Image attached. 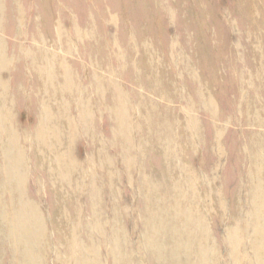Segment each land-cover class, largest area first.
<instances>
[{
    "label": "rangeland",
    "instance_id": "obj_1",
    "mask_svg": "<svg viewBox=\"0 0 264 264\" xmlns=\"http://www.w3.org/2000/svg\"><path fill=\"white\" fill-rule=\"evenodd\" d=\"M239 1L0 0V264H264V16Z\"/></svg>",
    "mask_w": 264,
    "mask_h": 264
},
{
    "label": "bare ground",
    "instance_id": "obj_2",
    "mask_svg": "<svg viewBox=\"0 0 264 264\" xmlns=\"http://www.w3.org/2000/svg\"><path fill=\"white\" fill-rule=\"evenodd\" d=\"M236 1H237V0H236ZM240 1H241V0H240ZM240 1H239V2H240ZM259 1H260V8L258 7V9H260L259 11H261V12H259V13H261L262 16H264V0H259ZM257 2H258V1H257ZM250 4H251V10L256 9V8H255V7H256V1H255V0H250ZM1 9L3 10V8H1ZM208 10H209V9H208ZM235 11H236V10H235ZM253 15H254V14H253ZM254 17H256V16L254 15ZM251 18H253V17H251ZM261 18L264 19L263 17H261ZM256 19H257V18H256ZM252 20H254V19H252ZM256 21H257V20H256ZM256 21L253 22V23H258V24H259V21H257V22H256ZM251 23H252V22H251ZM258 24L256 25L257 28H258V26L260 25V24H259V25H258ZM261 24H262V25H260V26H263L264 23H261ZM248 25H250V24H248ZM248 25H247V26H248ZM253 25H254V24H253ZM253 25H252V26H253ZM250 26H251V25H250ZM254 26H255V25H254ZM247 28H248V27H247ZM252 28H253V27H252ZM89 29H90V27H89ZM260 29H261V28H260ZM252 30H253V29H252ZM257 30H259V29H257ZM263 30H264V29H263ZM263 30L261 29V31H263ZM88 31H89V30H88ZM90 31H91V30H90ZM261 31H260V32H261ZM77 33H79V32H77ZM263 33H264V32H262V34H263ZM86 34H87V33H86ZM256 34H257V31H256ZM261 38H264V36L261 37ZM252 39H253V41H254V38H252ZM0 42H1V41H0ZM263 42H264V41H263ZM1 43H2V42H1ZM260 44H261V43H260ZM263 44H264V43H263ZM1 45H2V44H1ZM2 46H3V45H2ZM261 46H262V45H261ZM259 50H260V49H259ZM259 54H260V53H259ZM35 55H36V54H35ZM39 55L41 56V57L39 56L40 59L44 56V54L41 55V52L39 53ZM246 55H247V54H246ZM257 55H258V54H257ZM45 56H46V58H47V55H46V54H45ZM251 56H252V55H251ZM259 56H260V55H258L257 57H259ZM34 59H35V58H34ZM34 59H33V61H34ZM42 59H43V58H42ZM0 60H1V59H0ZM247 60H248V59H247ZM250 60H251V59H250ZM33 61H32V62H33ZM255 61H256V59H255ZM2 62H3V61H2ZM44 62H45V61H44ZM256 62H257V61H256ZM36 63H37V62H36ZM3 64H5V62H3ZM33 64H34V63H33ZM45 64H46V62H45ZM40 65H41V64H40ZM36 66H37V65H36ZM255 66H257V65H255ZM51 80H52V79H51ZM258 80H259V79H258ZM227 86H228V85H227ZM1 88H2V87H1ZM1 88H0V90H1ZM3 89H4V88H3ZM42 90H43V86H42ZM49 90H51V89H49ZM62 90H63V89H62ZM114 90H115V89H114ZM1 91H2V90H1ZM36 91H37V90H36ZM60 91H61V90H60ZM51 92H53V91L51 90ZM158 92H159V91H158ZM39 93H40V92H39ZM62 93H64V92L62 91ZM1 94H2V93H1ZM158 94H159V93H158ZM51 97H52V96H51ZM116 97H117V96H116ZM51 99H52V98H50V101H51ZM48 100H49V99H48ZM52 101H53V99H52ZM65 101H66V99H65ZM67 101H68V100H67ZM40 103H41V102H40ZM57 103H58V101H57ZM43 105H44V104H43ZM44 106H45V105H44ZM124 106H125V105H124ZM42 109H43V108H42ZM43 110H44V109H43ZM120 111H121V110H120ZM123 111H124V110H123ZM44 112H46V110H45ZM44 112H43V113H44ZM63 112H64V111H63ZM51 114H52V113H51ZM56 114H58V113H56ZM56 114H55V115H56ZM60 114H61V113H59V115H60ZM63 114H66V112H65V113H62V115H63ZM47 115H49V114H47ZM47 115H46V116H47ZM52 115H53V114H52ZM48 117H49V116H47L46 119H47ZM62 117L65 118V117H67V116H66V115H65V116L63 115ZM49 118H50V117H49ZM54 118H55V117H54ZM56 118H60V117H56ZM56 118H55V119H56ZM3 119H4V118H3ZM51 121H52V120H51ZM54 121H55V120H54ZM2 122H4V120H3ZM2 122H1V123H2ZM5 122H6V121H5ZM7 123H8V122H7ZM52 123H53V122H52ZM52 123H51V124H52ZM66 123H67V122H66ZM7 128H8V127H7ZM41 128H42V127H41ZM60 128H61V127H60ZM63 128H64V127H63ZM123 128H124V127H123ZM10 129H11V128H10ZM66 129H67V128H66ZM116 129H117V128H116ZM57 130H58V129H57ZM119 130H120V129H119ZM12 131H13V130H12ZM52 131H53V130H52ZM60 131H61V129H60ZM64 131H65V130H64ZM9 132H10V131H9ZM38 132H39V131H38ZM38 132H37V134H38ZM53 132H54V131H53ZM56 132H57V131H56ZM51 133H52V132H51ZM60 133H61V132H60ZM39 135H40V133H39ZM52 135H53V134H52ZM52 135H51V136H52ZM61 135H62V134H61ZM64 135H65V134H64ZM64 135H63V136H64ZM0 136H1V135H0ZM40 136H41V135H40ZM49 136H50V135H49ZM1 137H2V136H1ZM43 137H44V136H43ZM43 137H41V138L44 139L45 137H44V138H43ZM55 137H56V135H55ZM58 137H59V134H58ZM4 138H5V137H4ZM39 138H40V137H39ZM126 139H127V138H126ZM0 140H1V138H0ZM6 140H8V138H7ZM9 140H11V139L9 138ZM12 140H13V139H12ZM37 140H39V139H37ZM57 140H59V142H61V141L63 142V140H60V139H57ZM13 142H14V141H13ZM13 142H11V143L13 144ZM59 142H57V143L60 144ZM130 142H131V141H130ZM2 144H4V143H2ZM12 144H10V145L12 146ZM58 144H57V145H58ZM37 145H38V144H36V146H37ZM41 145H42V144H41ZM3 146H4V145H3ZM11 146H10V147H11ZM5 147H6V145H5ZM5 147H4V148H5ZM55 147H56V146H55ZM58 147H59V145H58ZM58 147H57L56 150H58ZM39 148H40V147H39ZM64 148H65V147H64ZM59 149L61 150V148H59ZM3 150H4V149H3ZM35 150H37V149H35ZM35 150H34V151H35ZM42 150H43V149H42ZM63 150H64V149H63ZM1 151H2V149H1ZM11 152H12V151H11ZM40 152H41V151H40ZM53 152H54V150H53ZM0 153H1V152H0ZM1 154H2V153H1ZM39 154H40V153H39ZM51 154H52V153H51ZM54 154H55V153H54ZM56 154H57V155H60V154H58V152H56ZM61 154H63V151H62ZM41 155H42V157H43V154H41ZM66 155H67V153H66ZM9 156H10V155H9ZM11 156H12V155H11ZM13 156H14V154H13ZM1 157H2V156H1ZM6 157H7V156H6ZM40 157H41V156H40ZM42 157H41V158H42ZM54 157H56V156H54ZM65 157L68 159V156H65ZM11 158H12V157H11ZM15 158H16V156L14 157V159H15ZM47 158H48V157H47ZM63 158H64V157H63ZM2 159H3V158H2ZM42 159L44 160V158H42ZM61 159H62V158H61ZM55 160L57 161V160H59V158H58V159H55ZM63 160H64V159H63ZM7 161H9V160H7ZM35 161H37V160H36V157H35ZM35 161H34V162H35ZM46 161H47V160H46ZM65 161H67V160H65ZM1 162H2V161H1ZM20 162L22 163L21 160H20ZM60 162H61V160H60ZM11 163H12V161H11ZM46 163H47V162H46ZM57 163H59V161H57ZM1 164H2V163H0V165H1ZM4 164H5V161H4L3 165H4ZM13 164H14V163H13ZM40 164H41V163H40ZM40 164H39V165H40ZM14 165H15V164H14ZM19 165H20V164H19ZM35 165H36V164H35ZM43 165H44V164H43ZM54 165H56V164H55V161H54ZM65 165L69 166L66 162H65ZM4 166H5V165H4ZM8 166H9V164H8ZM50 166H51V165H50ZM50 166H49V167H50ZM61 166H62V164H61ZM9 167H10V166H9ZM18 167H19V166H18ZM39 167H40V166H39ZM49 167L47 166V168H49ZM54 167H55V166H54ZM56 167H57V166H56ZM0 168H1V167H0ZM2 168H3V167H2ZM11 168H12V167H11ZM11 168H10V171H11ZM42 168H44V166H42ZM42 168H41V169H42ZM57 168H58V167H57ZM62 168H63V167H62ZM252 168H253V167H252ZM252 168H251V169H252ZM16 169H18V168H16ZM35 169H36V168H35ZM37 169H39V168H37ZM44 169H45V168H44ZM51 169H52V168H51ZM51 169H50V170H51ZM53 169H54V168H53ZM53 169H52V170H53ZM55 169H56V168H55ZM63 169H65V167H64ZM66 169L71 170V169H70V166H69V168H66ZM2 170H3V169H2ZM12 170H13V169H12ZM14 170H15V169H14ZM69 170H68V171H69ZM253 170H254V169H253ZM15 171H16V170H15ZM47 171H48V170H47ZM55 171H56V170H55ZM55 171H54V172H55ZM68 171H67V172H68ZM11 172H12V171H11ZM16 172H17V171H16ZM57 172H59V171H57ZM71 172H72V171H71ZM251 172H252V171H251ZM49 173H50V172H49ZM62 173H63V172H62ZM62 173H61V174H62ZM64 173H65V172H64ZM0 174H1V173H0ZM3 174H5V173H3ZM61 174H60V175H61ZM12 175H13V174H12ZM51 175H53V173H51ZM55 175H56V173H55ZM62 175H63V174H62ZM69 175H70V174H69ZM69 175H68V176H69ZM10 176H11V175H10ZM15 176H16V175H15ZM53 176H54V175H53ZM56 176H57V175H56ZM70 176H71V175H70ZM63 177H64V176H63ZM14 178H15V177H14ZM55 178H57V177H55ZM68 178H69V177H68ZM254 178H255V176H254ZM58 179H59V178H58ZM61 179H62V178H61ZM257 179H258V178H257ZM14 180H15V179H14ZM0 181L2 182V180H0ZM55 181H56V179H55ZM247 181H248V180H247ZM247 181H246V182H247ZM254 181H255V180H254ZM4 182H5V184H6L5 179H4ZM249 182H250V180H249ZM249 182H248V183H249ZM257 182H258V181H257ZM191 183H192V182H191ZM262 183H263V182H262ZM58 184L60 185V183H58ZM192 184H193V183H192ZM263 184H264V183H263ZM263 184H262V185H263ZM10 185H11V184H10ZM59 185H58V186H59ZM184 185H185V184H184ZM55 186H56V185H55ZM61 186H62V185H61ZM191 186H192V185H191ZM192 187H193V186H192ZM0 188H1V187H0ZM60 188H61V187H60ZM63 188H64V187H63ZM194 188H195V187H194ZM1 189H2V191H3V188H1ZM7 189H8V188H7ZM9 189H10V188H9ZM17 189H18V187H17ZM191 189H192V188H191ZM191 189H190V190H191ZM258 189H259V188H258ZM263 189H264V187H263ZM52 190H54V189H52ZM58 190H60V189H58ZM62 190H64V189H62ZM60 191H61V190H60ZM191 191H193V190H191ZM7 192H8V191H7ZM249 192H250V191H249ZM258 192H259V191H258ZM0 193L2 194V192H0ZM11 193H12V192H11ZM15 193H16V192H15ZM177 193H178V192H177ZM191 193H192V192H191ZM9 194H10V193H9ZM178 194H179V193H178ZM180 194H181V193H180ZM192 194H194V191H193ZM2 195H3V194H2ZM14 195H17V193L14 194ZM18 195H19V194H18ZM250 195H252V194H250ZM258 195H259V194H258ZM4 196H5V195H4ZM9 196H10V195H9ZM177 196H178V195H177ZM179 196H180V195H179ZM192 196H193V195H192ZM254 196H255V193H254ZM7 197H8V196H7ZM7 197H6V198H7ZM12 197H13V196H12ZM12 197H11V198H12ZM17 197H18V196H17ZM182 197H184V195H183ZM0 198H2V197H0ZM3 198H4V197H3ZM11 198H10V200L12 201ZM191 198H192V197H191ZM195 198H196V197H195ZM13 199H14V197H13ZM157 199H158V198H157ZM176 199H178V200L180 199V200H181V196L178 197V198H176ZM6 200H8V199H6ZM165 200H166V199H165ZM4 201H5V200H4ZM11 201H10V202H11ZM155 201H156V200H155ZM157 201H158V200H157ZM157 201H156V202H157ZM163 201H164V199H163ZM188 201H189V200H188ZM250 201H251V200H250ZM253 201H254V200H253ZM7 202H9V201H7ZM7 202H5V203L7 204ZM16 202H17V201H16ZM153 202H154V201H153ZM175 202H179V201H175ZM189 202H190V201H189ZM258 202H259V201H258ZM17 203H18V202H17ZM60 203H62V200L60 201ZM158 203L161 204V201H160V202L158 201ZM163 203L165 204V201H164ZM192 203H194V202H192ZM196 203H198V202H196ZM6 204H5V205H6ZM65 204H66V203H65ZM67 204H68V203H67ZM153 204H154V203H153ZM155 204H156V203H155ZM164 204H163V205H164ZM260 204H261V203H260ZM9 205H10V204H9ZM55 205H56V204H55ZM63 205H64V202H63ZM166 205H167V204H165L164 207H166ZM180 205H181V204H180ZM180 205H179V206H180ZM194 205H195V204H194ZM14 206H15V205H14ZM19 206H20V205H19ZM58 206H59V205H58ZM159 206H160V205H159ZM170 206H172V204H170ZM179 206H178V207H179ZM184 206H185V204H184ZM196 206H197V205H196ZM258 206H260V205H258ZM6 207H7V206H6ZM11 207H12V206H11ZM20 207H21V206H20ZM64 207H65V206H64ZM153 207H154V209H155V211H156L158 206H157V207H156V206H153ZM153 207H152V208H153ZM155 207H156V208H155ZM176 207H177V206H176ZM180 207H181V206H180ZM187 207H188V206H187ZM191 207H192V206H191ZM191 207H189V208H191ZM199 207H201V206L199 205ZM237 207H239V206H237ZM0 208H1V206H0ZM61 208H62V207H61ZM170 208H171V207H170ZM173 208H174V206H173ZM173 208H172V210H173ZM189 208H188V210H189ZM241 208H242V207H241ZM250 208H252V207L250 206ZM250 208H249V209H250ZM178 209H179V208H178ZM200 209H201V208H200ZM200 209H199V211H202V209H201V210H200ZM255 209H256V208H255ZM258 209H259V208H258ZM263 209H264V208H263ZM3 210H5V208H4ZM24 210H26V208H25ZM37 210H38V209H36V211H37ZM63 210H64V209H63ZM161 210H162V208H161ZM175 210H176V208H175ZM175 210H174V212H175ZM185 210H186V209H185ZM193 210H194V209H193ZM195 210H196V209H195ZM195 210H194V211H195ZM197 210H198V209H197ZM197 210H196V211H197ZM240 210H241V209H240ZM252 210H253V209H252ZM5 211H6V210H5ZM7 211H9V210H7ZM11 211H12V209H11ZM66 211H67V210H66ZM155 211H154V212H155ZM158 211H160V210H158ZM158 211H157V212H158ZM167 211H168V208H167ZM190 211H192V209H191ZM199 211H198V213H199ZM253 211H254V210H253ZM262 211H263V210H262ZM21 212H23V211H22V207H21ZM61 212H62V211H61ZM63 212H64V211H63ZM63 212H62V214H63ZM67 212H68V211H67ZM172 212H173V211H172ZM182 212H183V208H182ZM182 212H181V213H182ZM192 212H193V211H192ZM192 212H190V213H192ZM244 212H245V211H244ZM246 212H247V211H246ZM251 212H252V211H251ZM254 212H255V211H254ZM256 212H257V211H256ZM6 213H7V212H6ZM8 213H9V212H8ZM40 213H41V212H40ZM161 213H162V212H161ZM161 213L159 212V214H161ZM168 213H169V212H168ZM177 213H178V212H177ZM201 213H202V212H201ZM201 213H200V214H201ZM248 213H249V211H248ZM248 213H247V214H248ZM3 214H5V213L3 212ZM3 214H2V215H3ZM27 214H29V213H27ZM153 214H154V216H155V213H153ZM153 214H152V216H151V213H150V214H149V215H150L149 217H150V218H151V217H152V218H155V217H153ZM156 214H157V213H156ZM162 214H163L162 216H165L166 213H165V214L162 213ZM188 214H189V211H188ZM188 214H187V215H188ZM204 214H205V213H204ZM238 214H239V213L237 212V215H238ZM252 214H253V213H252ZM262 214H263V213H262ZM23 215H24V213H23ZM25 215H26V214H25ZM39 215H40V214H39ZM64 215H65V214H64ZM167 215H168V214H167ZM170 215H171V214H170ZM174 215L177 216L176 213H174ZM178 215H179V214H178ZM201 215H203V214H201ZM245 215H246V214H245ZM59 216H60V215L58 214V218H59ZM62 216H63V215H62ZM158 216H159V215H158ZM175 216H174V217H175ZM180 216H181V215H180ZM180 216H179V217H180ZM182 216H183V215H182ZM198 216H199V215H198ZM239 216H240V215H239ZM260 216H261V215H260ZM5 217H6V216H5ZM24 217H26V216H23V218H24ZM29 217H30V215H29ZM37 217H38V214H37ZM60 217H61V216H60ZM64 217H66V216H64ZM68 217H69V216H68ZM71 217H72V216H71ZM187 217H188V216H187ZM187 217H184V216H183V218H187ZM190 217H191V216H189V218H190ZM196 217H197V215H196ZM246 217H247V216H246ZM263 217H264V216H263ZM16 218H17V216H16ZM16 218L14 217L15 220H17ZM40 218H41V217H40ZM69 218H70V217H69ZM69 218H67V219H69ZM164 218H165V217H164ZM189 218H188V219H189ZM197 218H198V217H197ZM199 218H200V217H199ZM201 218H202V216H201ZM259 218H260V217H259ZM14 219H13V220H14ZM37 219H38V218H37ZM160 219H161V218H160ZM173 219H174V218H173ZM175 219H176V217H175ZM194 219H195V218H194ZM204 219H205V218H204ZM206 219H207V218H206ZM246 219H247V218H246ZM254 219H255V216H254ZM5 220H6V219H5ZM38 220H39V219H38ZM56 220H57V219H56ZM60 220H61V219H60ZM60 220H59V221H60ZM70 220H73V218L70 219ZM146 220H147V219H146ZM146 220H145V221H146ZM149 220H150V219H149ZM151 220H152V219H151ZM151 220H150V221H151ZM154 220H155V219H154ZM171 220H172V218H171ZM184 220H185V219H184ZM189 220H190V219H189ZM236 220H237V218H236ZM238 220H239V219H238ZM247 220H248V219H247ZM249 220H250L249 223H250V222H253L251 219H249ZM260 220H261V219H260ZM0 221H1V220H0ZM19 221H20V220H19ZM23 221H24V220H23ZM41 221H42V220H41ZM157 221H159V219H158ZM165 221H166V220H165ZM176 221H178V220H176ZM204 221H205V220H204ZM242 221H243V220H242ZM255 221H256V220H254V222H255ZM4 222H5V221H4ZM4 222H3V223H4ZM16 222H17V221H16ZM24 222H25V221H24ZM74 222H75V224H76V221H74ZM151 222H154V221H151ZM159 222H160V221H159ZM159 222H158V223H159ZM168 222H169V221H167L166 223H168ZM173 222H175V220H174ZM173 222H171V223H173ZM183 222H184V221H183ZM188 222H189V221H187V223H188ZM194 222H195V221H194ZM194 222H193V223H194ZM205 222H206V221H205ZM235 222H236V221H235ZM239 222H240V221H239ZM239 222H238V223H239ZM258 222H260V221H258ZM5 223H6V222H5ZM40 223H41V222H40ZM147 223H148V222H146V224H147ZM154 223H156V222H154ZM161 223H162V222H161ZM169 223H170V222H169ZM171 223H170V225H171ZM185 223H186V220H185ZM189 223H190V222H189ZM191 223H192V221H191ZM193 223L191 224L192 226H190V228H191V227H194V226H193ZM197 223H198V222H197ZM199 223H200V222H199ZM255 223H256V222H255ZM41 224H42V223H41ZM71 224H72V223H71ZM71 224H70V225H71ZM150 224H151V223H150ZM178 224H179V223H178ZM182 224H183V223H182ZM203 224H204V223H203ZM239 224H241V223H239ZM15 225H16V224H15ZM27 225H28V222H27ZM37 225H38V224H37ZM67 225H68V224H67ZM70 225H69V227L72 226V225H71V226H70ZM151 225H152V224H151ZM154 225H155V224H154ZM167 225H169V224H167ZM167 225H165V226H167ZM180 225H181V224H180ZM183 225L186 226L185 224H183ZM195 225H196V224H195ZM199 225H200V224H199ZM201 225H202V224H201ZM257 225H259V224H257ZM2 226H3V225H2ZM13 226H14V225H13ZM25 226H26V225H25ZM25 226H24V227H25ZM32 226H33V225H32ZM40 226H41V225H40ZM54 226H55V225H54ZM58 226H59V224H58ZM145 226H146V225H145ZM147 226H148V225H147ZM161 226H162V224H161ZM161 226H160V228H161ZM165 226H164V227H165ZM176 226H177V224H176ZM252 226H254L253 223H252ZM17 227H18V226H17ZM60 227H61V226H60ZM67 227H68V226H67ZM152 227H153V226H152ZM164 227H163V230L169 229V228H166V229H165ZM171 227H172V226H171ZM196 227H197V226H196ZM202 227H203V226H202ZM206 227H207V226H206ZM249 227H250V226H249ZM256 227L258 228V226H256ZM260 227H262V226L260 225ZM3 228H5V227H3ZM29 228H30V227H29ZM145 228H147V227H145ZM180 228H181V227H180ZM180 228H179V229H180ZM184 228H185V227H184ZM190 228H189V229H190ZM197 228H198V227H197ZM200 228H201V227H200ZM200 228H199L198 230H200ZM246 228H247V226H246ZM15 229H17V228H15ZM19 229H20V228H19ZM27 229H28V227H27ZM156 229H157V228H156ZM191 229H193V228H191ZM206 229H207V228H206ZM237 229H238V226H237ZM248 229H249V228H248ZM248 229H247V230H248ZM252 229H253V228H252ZM255 229H256V228H255ZM255 229H253L252 231H255ZM259 229H260V228H259ZM0 230H1V229H0ZM20 230H22V229H20ZM39 230H40V229H39ZM65 230H66V229H65ZM67 230H68V229H67ZM67 230H66L65 232H68ZM69 230H71V229H69ZM147 230H148V228H147ZM198 230H197V231H198ZM204 230H205V227H204ZM228 230H229V229H228ZM234 230H235V229H234ZM234 230H233V231H234ZM245 230H246V229H245ZM245 230H244V231H245ZM247 230H246V231H247ZM2 231H3V230H2ZM5 231H6V230H5ZM59 231H60V229H59ZM73 231H74V230H73ZM148 231H149V230H148ZM150 231H151V230H150ZM152 231H153V230H152ZM152 231H151V232H152ZM157 231H158V229H157ZM157 231H156V232H157ZM160 231H161V230H160ZM181 231H182V228H181ZM184 231H185V230H184ZM184 231H183V232H184ZM241 231H242V230H241ZM241 231H240V235H241ZM260 231H261V230H260ZM6 232H7V231H6ZM20 232H21V231H20ZM34 232H35V231H34ZM70 232H71V231H70ZM74 232H75V231H74ZM76 232H77V231H76ZM76 232H75V234H76ZM144 232H145V231H144ZM146 232H147V231H146ZM164 232H165V231H164ZM173 232H175V231H173ZM185 232H186V231H185ZM198 232H199V231H198ZM207 232H208V229H207ZM258 232H259V231H257V233H254V234L257 235ZM263 232H264V231H263ZM3 233H4V232H3ZM13 233H14V231L12 232V234H13ZM17 233H18V231H17ZM17 233H15V234L17 235ZM22 233H24L23 230H22ZM30 233H31V232H30ZM154 233H155V232H154ZM154 233H153V236H154ZM190 233H191V231H190ZM190 233H189V234H190ZM228 233H229V231H228ZM233 233H234V232H233ZM27 234H28V231H27ZM70 234H71V233H70ZM164 234H168V233L166 232V233H164ZM182 234H183V233H182ZM196 234H197V233H196ZM196 234L194 235L195 237L198 236V235L196 236ZM203 234L206 236L207 233H206V234L203 233ZM246 234H247V233H245V235H246ZM251 234H252V233H251ZM1 235H2V234H1ZM21 235L23 236V234H21ZM72 235H74L73 232H72ZM142 235H144V233H143ZM156 235H157V233H156ZM172 235H173V234H172ZM179 235H180V234H179ZM191 235L193 236L192 233H191ZM204 235H203V236H204ZM229 235H230V234H229ZM245 235H244V236H245ZM255 235H254V236H255ZM3 236H4V235H3ZM24 236H25V235H24ZM57 236H58V235H57ZM64 236H65V235H64ZM68 236H69V235H67V238H68ZM153 236H152V237H153ZM164 236H165V235H164ZM183 236L186 237L185 234H184ZM234 236H236V235H233V237H234ZM241 236H242V235H241ZM248 236H249V235H248ZM251 236H252V235H251ZM257 236H258V235H257ZM14 237H15V236H14ZM14 237H13V240H14ZM16 237L20 238L19 236H16ZM16 237H15V240H17ZM71 237H72V236H71ZM74 237H75V236H74ZM144 237H145V236H144ZM152 237H151V238H152ZM156 237H157V236H156ZM168 237H169V236H168ZM189 237H190V236H188V239H189ZM208 237H209V236H208ZM208 237L206 236L205 239H206V238H207V239L210 238V237H209V238H208ZM260 237H261V236H260ZM260 237H259V238H260ZM263 237H264V235H263ZM26 238H27V236H26ZM121 238H122V237H121ZM142 238H143V237H142ZM147 238H148V237H147ZM154 238H155V236H154ZM159 238H160V237H159ZM199 238H203V241H204V237H200V236H199ZM199 238H198L197 242L199 241ZM247 238H248V237H247ZM32 239H33V237H32ZM58 239H60L59 236H58ZM76 239H77V238H76ZM148 239H149V238H148ZM192 239H193V238H192ZM194 239H195V241H196V238H194ZM207 239H206V240H207ZM235 239H236V241H237V238H235ZM257 239H258V238H257ZM1 240H3V239H1ZM72 240H73V239H72ZM120 240H121V239H120ZM145 240H146V238H145ZM174 240H175V239H174ZM180 240H181V239H180ZM186 240H187V239H186ZM189 240H190V239H189ZM189 240H187V241H189ZM258 240H259V239H258ZM5 241H6V240H5ZM7 241H8V240H7ZM7 241H6V242H7ZM18 241H20V240H18ZM21 241H23V240H21ZM33 241H35V240H33ZM57 241H58V240H57ZM77 241H78V240H77ZM82 241H83V240H82ZM146 241H148V240H146ZM156 241H157V240H156ZM169 241H170V240H169ZM182 241H183V240H182ZM190 241H191V240H190ZM201 241H202V239H201ZM209 241H210V240H209ZM246 241H247V239H246ZM253 241H254V240H253ZM259 241H260V240H259ZM0 242H1V241H0ZM3 242H4V240H3ZM8 242H9V241H8ZM71 242H72V241H71ZM148 242H149V241H148ZM160 242H163V241H159V243H160ZM167 242H168V241H167ZM197 242H196V244H197ZM211 242H212V241H211ZM211 242H210V246H211ZM243 242H244V239H243ZM250 242H251V240H250ZM28 243H29V242H28ZM64 243H65V242H64ZM72 243H73V242H72ZM76 243H77V242H76ZM79 243H80V242H78V244H79ZM84 243H85V242H84ZM142 243H143V242H142ZM153 243H154V242H153ZM165 243H166V242H165ZM169 243H171V241H170ZM206 243H207V242H205V245H206ZM235 243H236V242H235ZM251 243H252V242H251ZM258 243H259V242H258ZM0 244H1V243H0ZM17 244H18V243H17ZM23 244H24V243H23ZM23 244H22V245H23ZM26 244H27V243H26ZM35 244H36V243H35ZM86 244H87V242H86ZM122 244H123V243H122ZM122 244H121V245H122ZM145 244H147V243L145 242ZM163 244H164V243H163ZM166 244H168V243H166ZM191 244H192V243H191ZM198 244H199V243H198ZM200 244H203V243L200 242ZM200 244H199V245H200ZM208 244H209V243H208ZM260 244H262V243L260 242ZM6 245H7V244H6ZM19 245H20V244H19ZM36 245H37V244H36ZM67 245H68V244H67ZM72 245H73V244H72ZM75 245H77V244H75ZM75 245H74V246H75ZM83 245H85V244H83ZM116 245H117V244H116ZM119 245H120V244H119ZM143 245H144V244H143ZM148 245H150V244H148ZM154 245H155V244H154ZM189 245H190V244H189ZM194 245H195V242H194ZM8 246H9V245H8ZM12 246H13V245H12ZM28 246H30V245H28ZM191 246H192V245H191ZM197 246H198V245H197ZM206 246H207V245H206ZM210 246H209V247H210ZM252 246H253V244H252ZM252 246H251V247H252ZM0 247H1V246H0ZM68 247H69V245H68ZM68 247H64V248L66 249V248H68ZM89 247H90V246H89ZM120 247H121V246H120ZM141 247H142V246H141ZM145 247H146V246H145ZM145 247H144V248H145ZM152 247H153V246H152ZM154 247H158V246L155 245ZM178 247H179V246H178ZM180 247H181V246H180ZM182 247H183V245H182ZM182 247H181V248H182ZM201 247H202V246H201ZM237 247H238V246H237ZM237 247H236V248H237ZM243 247H244V246H243ZM249 247H250V246H249ZM262 247H263V245H262ZM9 248H10V247H9ZM20 248H21V247H20ZM74 248H75V247H74ZM86 248H87V247H86ZM111 248H112V247H111ZM111 248H110V249H111ZM121 248H122V247H121ZM123 248H124V247H123ZM147 248H149V247H147ZM147 248H146V250H147ZM165 248H166V247H165ZM165 248H163L164 251H166ZM193 248H194V247H193ZM198 248H199V247H198ZM203 248H204V245H203ZM207 248H208V246H207ZM1 249H2V248H1ZM22 249H24V247H22L21 250H22ZM33 249H34V248H33ZM36 249H37V248H36ZM65 249H64V250H65ZM77 249H78V248H77ZM88 249H90V248H88ZM88 249L85 250L87 253H88V251H90V250H88ZM112 249H113V248H112ZM194 249H197V247L194 248ZM239 249H240V248H239ZM241 249H243V248H241ZM252 249H253V248H252ZM252 249H251V250H252ZM256 249H258V248H256ZM2 250H3V249H2ZM14 250H15V249H14ZM27 250H28V249H27ZM27 250H25V251H27ZM70 250H72V249H70ZM70 250H69V251H70ZM92 250H93V249H92ZM120 250H121V249H120ZM120 250H119V251H120ZM122 250H124V249H122ZM122 250H121V251H122ZM126 250H128V249H126ZM155 250H156V249H155ZM184 250H185V249H184ZM184 250H183V252H184ZM199 250H200V249H198V255H197V256H199L200 253H201V252L199 253ZM201 250L204 251L203 249H201ZM208 250L211 252V249H208ZM208 250H206V251L208 252ZM214 250H216V249H214ZM236 250H237V249H236ZM244 250H245V248H244ZM253 250H254V249H253ZM9 251H10V250H9ZM9 251H8V252H9ZM25 251H24V254H25V253L27 254V252H25ZM33 251H34V250H33ZM73 251H75V250H73ZM78 251H79V249H78ZM108 251H109V250H108ZM113 251H114V250H113ZM151 251H152V250H151ZM153 251H154V250H153ZM164 251H163V252H164ZM179 251H180V249H179ZM191 251H192V250H191ZM191 251H190V252H191ZM194 251H195V250H194ZM194 251H192V252H194ZM245 251H246V252H250V251H247V250H245ZM18 252H19V251H17L16 254H18ZM71 252H72V251H71ZM114 252H116V251H114ZM114 252H113V255H114ZM124 252H126V251H124ZM183 252H180V253H182L181 255H183ZM204 252H205V251H204ZM213 252H214V251H213ZM213 252H212V255H213ZM216 252H217V251H216ZM251 252H252V251H251ZM259 252H260V250H259ZM9 253H10V252H9ZM30 253H31V252H30ZM41 253H42V252H41ZM82 253H83V251H82ZM89 253H90V252H89ZM109 253H110V252H109ZM116 253H117L118 255L121 254L120 252L118 253V251H117ZM139 253H140V252H139ZM154 253H155V251H154ZM205 253H206V252H205ZM240 253H241V252H240ZM252 253H253V252H252ZM255 253H256V252H255ZM13 254H15V253H13ZM22 254H23V253H22ZM26 254H25V255H26ZM75 254H76V252H75ZM142 254H143V253H142ZM152 254H153V253H152ZM155 254H156V253H155ZM162 254H163V253H162ZM188 254H189V253H188ZM190 254H191V253H190ZM194 254H195V253H194ZM194 254H192V255H194ZM196 254H197V253H196ZM214 254H215V252H214ZM241 254H242V253H241ZM62 255H66V254H62ZM62 255H60L59 258H61ZM70 255H72V254H70ZM73 255H74V254H73ZM83 255H84V254H83ZM89 255H90V254H89ZM91 255H94V254H91ZM122 255H125V253L122 254ZM128 255H129V254H128ZM128 255H126V257H127ZM148 255H151V254H150V251H149ZM201 255H202V254H201ZM207 255H208V254H207ZM207 255L205 254V256H207ZM210 255H211V254H210ZM216 255H217V254H216ZM216 255H215V256H216ZM245 255H247V254H245ZM14 256H15V255H14ZM18 256H19V254H18ZM30 256H31V255H30ZM33 256H34V255H33ZM66 256H67V255H66ZM66 256H65V257H66ZM80 256H81V255H80ZM155 256H157V255H155ZM164 256H165V253H164ZM164 256H163V257H164ZM202 256H203V255H202ZM243 256H244V255H243ZM1 257H2V256H1ZM26 257H27V256H26ZM62 257H63V256H62ZM65 257H64V258H65ZM74 257H75V256H74ZM74 257H73V258H74ZM78 257H79V256H78ZM84 257H85V256H84ZM84 257H82V258L84 259ZM88 257H89V256H88ZM90 257H91V256H90ZM90 257H89V258H90ZM115 257H116V255H115ZM117 257H119V256H117ZM117 257H116V258H117ZM120 257H122V256H120ZM128 257H129V256H128ZM195 257H196V256H195ZM195 257H194V258H195ZM209 257H210V256H209ZM2 258H3V257H2ZM18 258H19V257H18ZM18 258H16V259H18ZM20 258H21V257H20ZM67 258H69V257H67ZM85 258H86V257H85ZM165 258H166V257H165ZM191 258H192V257H191ZM191 258H190V259H191ZM194 258H192V259H194ZM202 258H204V256H203ZM211 258H212V257H211ZM239 258H241V257H239ZM258 258H259V257H258ZM0 259H1V258H0ZM21 259H23V258H21ZM21 259H20V261H21ZM27 259H28V258H27ZM31 259H32V257H31ZM56 259H57V258H56ZM61 259H62V258H61ZM74 259H75V258H74ZM96 259H97V257H96ZM120 259H122V258H120ZM120 259L118 258V262H119ZM123 259H124V258H123ZM123 259H122V261H123ZM125 259H126V258H125ZM196 259L198 260V258H196ZM212 259H214V258H212ZM216 259H217V258H216ZM236 259H237V258H236ZM242 259H243V258H242ZM247 259H248V258H247ZM12 260H13V259H12ZM34 260H35V259H33L32 261H34ZM64 260H65V259H64ZM78 260H79V258H78ZM89 260H90V259H89ZM116 260H117V259H116ZM163 260H164V259H163ZM184 260H185V258H184ZM200 260H201V259H200ZM206 260H207V263H209V264H210V262H212V261H213V263H214V260H212V261H210V262H208V258H207ZM206 260H205V261H206ZM245 260H246V259H245ZM248 260H249V259H248ZM251 260H252V258H251ZM254 260H256L255 257H254ZM18 261H19V260H18ZM22 261H24V260H22ZM43 261H44V260H43ZM57 261H58V260H57ZM71 261H72V260H71ZM75 261H76V263H77V260H75ZM91 261H92V260H91ZM114 261H115V260H114ZM126 261H128V260H126ZM157 261H158V260H157ZM238 261H239V260H238ZM246 261H247V260H246ZM259 261H260V259H259ZM12 262H13V261H12ZM12 262L10 261L11 264H12ZM62 262H63V261H62ZM73 262H74V261H73ZM82 262H83V261H82ZM89 262H90V261H89ZM123 262H124V261H123ZM123 262H122V263H123ZM167 262H168V260H167ZM181 262H182V261H181ZM198 262H199V261H198ZM215 262H216V261H215ZM218 262H219V261H218ZM236 262H237V261H236ZM243 262H244V261H243ZM252 262H254V261H252ZM10 263H9V264H10ZM28 263H29V261H28ZM31 263H32V262H31ZM63 263H64V262H63ZM80 263H81V262H80ZM80 263H79V264H80ZM115 263H116V262H114V264H115ZM183 263H184V261H183ZM190 263H191V262H190ZM194 263H195V262H194ZM201 263H202V262H201ZM207 263H205V264H207ZM240 263H242V262H240ZM19 264H20V263H19ZM32 264H34V262H33ZM65 264H66V263H65ZM70 264H71V263H70ZM73 264H74V263H73ZM83 264H84V262H83ZM91 264H92V263H91ZM117 264H118V263H117ZM124 264H125V263H124ZM126 264H127V263H126ZM185 264H186V263H185ZM199 264H200V263H199ZM214 264H215V263H214ZM246 264H247V262H246ZM249 264H250V263H249ZM253 264H254V263H253ZM258 264H259V263H258Z\"/></svg>",
    "mask_w": 264,
    "mask_h": 264
}]
</instances>
